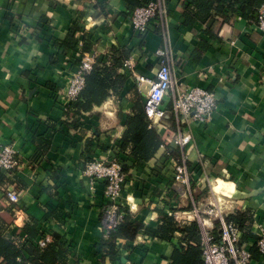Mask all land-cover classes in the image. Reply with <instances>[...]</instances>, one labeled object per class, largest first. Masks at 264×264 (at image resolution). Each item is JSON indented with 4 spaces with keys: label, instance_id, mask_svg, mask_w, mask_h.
Here are the masks:
<instances>
[{
    "label": "crops",
    "instance_id": "0c3cea01",
    "mask_svg": "<svg viewBox=\"0 0 264 264\" xmlns=\"http://www.w3.org/2000/svg\"><path fill=\"white\" fill-rule=\"evenodd\" d=\"M164 1L165 23L158 18L142 38L123 0H0V147L12 145L20 160L12 177L1 171L8 180L0 182V237L23 241L25 227L36 224L34 242L45 236L61 242L66 264H171L181 247L179 233L172 241L144 233L135 241L118 240L117 259L103 260L106 188L82 171L86 161L121 155L129 167L133 222L156 228L163 212L187 225L197 222L199 211L215 229L205 211L217 197L230 205L229 214L249 211L264 224V36L254 28L256 19L232 12L187 25L186 7L194 0ZM74 26L77 43L64 47ZM159 49L169 51L177 84L215 92L218 110L211 122H190L193 140L186 147L170 143L180 128L172 113L154 129L162 140L158 152L136 165L131 148L122 150L121 144L128 117L137 104L144 105L150 89L148 84L139 89L136 75L155 80ZM115 50L128 52L134 64V71L125 62L118 69L124 86L91 112L68 118L57 93L66 88L74 59L93 52L110 59ZM172 97L170 92L164 102L169 109ZM51 126L55 134L45 147ZM184 161L193 175L180 196L171 187L170 167ZM10 193L18 194L17 203ZM251 264H264V258Z\"/></svg>",
    "mask_w": 264,
    "mask_h": 264
},
{
    "label": "built area",
    "instance_id": "2783aa9c",
    "mask_svg": "<svg viewBox=\"0 0 264 264\" xmlns=\"http://www.w3.org/2000/svg\"><path fill=\"white\" fill-rule=\"evenodd\" d=\"M168 15L167 3L164 0H148L137 6L129 18L130 24L135 32L142 38L146 37L152 24L159 18L164 24ZM254 28L264 36V7L254 20ZM159 58V68L155 80L136 75L138 88L142 89L145 84L150 86L144 101V110L148 119L149 128L155 129L166 124L173 113L180 123L179 136L173 137L170 143L186 147L193 140V135L188 129L191 121L202 123L211 122L218 110V98L215 92L201 87H190L183 90L174 78L172 59L168 50L159 49L156 52ZM75 69L67 76V86L57 93L59 104L67 112L76 102L86 86V77L101 60L96 53H82L77 55ZM109 62H107L108 64ZM124 66L134 71V64L126 60ZM173 93L172 109L164 105L169 93ZM20 167L17 151L12 145L0 147V170L12 177ZM172 173L171 187L179 191L183 196L190 189L193 171L186 162L173 163L170 167ZM83 175L92 184L101 183L105 185L108 204L101 212V225L105 235L114 230L122 222L124 214L119 213L120 207L129 211L132 208L127 191L130 188L127 173L123 171L121 161L113 160H90L86 161ZM213 186V183H210ZM125 197V198H124ZM9 198L17 203L19 196L10 193ZM229 204L225 200L215 198L210 203L209 209L205 211L210 218L218 222L219 239L213 234L214 227L210 219L203 218L199 211H195V217L201 231V248L205 264H251L253 253L249 244L243 243V233L237 225L227 219L229 215ZM173 215V214H172ZM178 214H174L177 216ZM185 221L186 218H181ZM252 234L255 235L254 245L261 257L264 258V224L255 221L252 225ZM104 235V237H105ZM51 243L49 236L38 240L37 245L44 249Z\"/></svg>",
    "mask_w": 264,
    "mask_h": 264
},
{
    "label": "trees",
    "instance_id": "16d2710c",
    "mask_svg": "<svg viewBox=\"0 0 264 264\" xmlns=\"http://www.w3.org/2000/svg\"><path fill=\"white\" fill-rule=\"evenodd\" d=\"M128 4V10H134L141 3L136 0H123ZM241 5V8H238ZM264 0H194L186 7L185 24L193 25L199 21L205 23L214 14L224 15L225 12L237 13L245 19H256ZM44 28V27H42ZM49 29V28H48ZM48 29H45L47 33ZM78 27L71 28L67 40L61 44L64 47L74 48L77 40H74ZM47 42L52 44L51 37ZM84 49L88 50L89 43H85ZM129 53L115 50L113 56L101 58L93 71L86 77V86L80 98L72 103L66 116L77 117L82 113H88L95 106H100L111 94L119 91L125 84V78L118 74V69L128 59ZM107 62H109L107 64ZM75 122V121H74ZM127 129L122 139L121 149L131 148V156L136 165L147 163L158 152L162 140L158 133L149 128L148 119L145 114L144 105L137 104L135 111L126 122ZM55 134L54 126L49 128L48 136L43 139L47 147ZM44 148V147H43ZM123 171L128 172L126 159L119 156ZM8 180L0 170V182ZM119 213L124 217L121 223L112 231L108 232L101 242V252L104 261H115L118 257V240L135 241L139 233H144L161 241H172L176 234L181 235V247L175 249L171 256V264H205L201 248V231L197 222L187 225L179 224L173 216L161 213L159 225L156 228L145 227L143 224L131 221L130 212L125 207L119 208ZM49 216V215H48ZM227 219L237 225L243 233V243L253 242L252 225L255 222L249 211H236L229 214ZM26 238L21 241L0 237V264H66L67 250L58 240L41 249L34 240L39 235L36 224L25 227ZM213 234L219 239L218 222ZM253 258L261 260V255L252 244Z\"/></svg>",
    "mask_w": 264,
    "mask_h": 264
}]
</instances>
